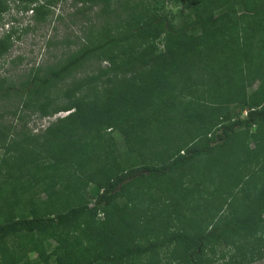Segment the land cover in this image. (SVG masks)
Returning <instances> with one entry per match:
<instances>
[{"label": "trees", "instance_id": "16d2710c", "mask_svg": "<svg viewBox=\"0 0 264 264\" xmlns=\"http://www.w3.org/2000/svg\"><path fill=\"white\" fill-rule=\"evenodd\" d=\"M64 1H13L32 23L0 35V68ZM119 6L72 0L71 33L46 41L60 56L0 77V264L263 260L264 0Z\"/></svg>", "mask_w": 264, "mask_h": 264}, {"label": "rangeland", "instance_id": "374dc122", "mask_svg": "<svg viewBox=\"0 0 264 264\" xmlns=\"http://www.w3.org/2000/svg\"><path fill=\"white\" fill-rule=\"evenodd\" d=\"M14 0H8L10 2V8L11 10L7 13L5 16V19L2 23H0V35L7 29L9 30L12 26L14 27H25L28 24L32 23V13L31 11H28L27 13L18 12V9L16 8L15 4L13 3ZM71 1L72 0H65L63 3H59L57 7L54 8V16L52 18V23L50 25L45 26H38L37 31L30 32L29 34H25L20 40L17 41L14 49L11 51L9 56L6 57V60L13 59L17 56L23 57V63L21 65L16 66V68H13L14 66L11 65L10 62H7L4 66L0 68V77L5 76L9 80H13L14 82L19 83L21 79H23V71H26L29 69L32 65L39 66L41 63H50L52 61H55L57 57L60 56V53L62 50L59 48H47L46 47V41L48 39H51L50 37L55 33V27L58 28V31L61 35H67L70 34L72 30H70L69 33V26L71 25L70 22H68L67 19H64L65 24H58L55 23V19L59 15H64L66 17V14L72 12L74 9L71 7ZM116 4H120L118 7V10H121V4L123 3V0H115ZM84 6H89V4H84ZM170 7V6H169ZM96 9V8H95ZM97 11V9H96ZM173 11L176 12L178 9L173 8ZM81 19V16H77L76 20ZM75 20V21H76ZM111 23H114V20L112 22V19H109ZM106 20L103 19H96L92 23L88 24L84 30L79 29V25L75 24L76 28V35L81 36L82 38L86 37V35L89 32L90 26H95V28H98L102 26ZM62 23V22H61ZM67 26V30H66ZM57 39H60L57 36ZM104 65V64H103ZM14 75V76H13ZM12 77V78H11ZM12 109V108H11ZM66 112H62L60 114H57L53 118H40L39 115L32 114L31 116L27 115L26 120L23 123H26L24 127H22L20 121L17 119L15 120V123L20 124V126H17L19 129H22L23 131H29L32 134H41L44 132V130L50 125L52 121H54L57 117H64L66 116ZM117 141L127 143L131 139V135L129 133H125L124 135L119 134L117 132H114V134ZM3 150L0 149V158L3 156ZM90 192L94 194H97V188H95V185L90 186ZM42 211L41 209H39ZM215 264H223V260H220ZM253 264H264V259L258 262H255Z\"/></svg>", "mask_w": 264, "mask_h": 264}]
</instances>
